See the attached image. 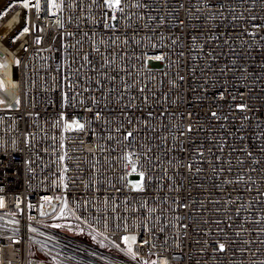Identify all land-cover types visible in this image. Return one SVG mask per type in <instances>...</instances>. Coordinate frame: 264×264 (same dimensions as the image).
<instances>
[{"label": "built area", "instance_id": "built-area-1", "mask_svg": "<svg viewBox=\"0 0 264 264\" xmlns=\"http://www.w3.org/2000/svg\"><path fill=\"white\" fill-rule=\"evenodd\" d=\"M35 2L0 1V264H264V0Z\"/></svg>", "mask_w": 264, "mask_h": 264}, {"label": "snow or ice", "instance_id": "snow-or-ice-1", "mask_svg": "<svg viewBox=\"0 0 264 264\" xmlns=\"http://www.w3.org/2000/svg\"><path fill=\"white\" fill-rule=\"evenodd\" d=\"M104 4L113 10V12L115 13V11H122V8H121V4H122V0H103ZM30 6V0H23V7L25 9H27L28 7ZM32 7H34L37 12H39L40 10V3H39V0H36V2L34 4L31 5ZM62 7V4H58L56 2V0H47V9L49 11H51V9L55 8V9H59ZM137 7H139V5L137 4ZM111 19L112 20H115L117 19L116 15L113 14L111 16ZM25 32L28 31V28H25L24 29ZM40 41L37 40V43H39ZM157 59H162V57H157ZM17 64H19V61H17ZM3 101H0V103H2ZM17 103H19V101H17ZM241 107H244V106H241ZM213 115H215V113H213ZM66 128L68 130H76V131H84L85 130V125L80 123L78 120H73L71 123H66ZM191 130V129H189ZM129 137H131L133 135L132 132H128L127 134ZM133 170H135L133 168ZM141 176H143V173L140 174ZM136 190L138 191H142L143 190V185L142 184H138V185H135L134 186ZM46 200H49L51 198L49 197H45ZM0 205H2V201H0ZM43 215V213H41ZM31 219V217H30ZM54 227H59V225H54ZM34 231V229H33ZM136 236H124L123 237V241L124 243L127 245V251L128 253L132 254L133 257H135V253L133 252V248H132V245L136 243ZM14 243H16V241H14ZM117 247H119V245H117ZM219 250L220 251H223L224 250V245L223 244H220L219 245Z\"/></svg>", "mask_w": 264, "mask_h": 264}, {"label": "bare ground", "instance_id": "bare-ground-1", "mask_svg": "<svg viewBox=\"0 0 264 264\" xmlns=\"http://www.w3.org/2000/svg\"><path fill=\"white\" fill-rule=\"evenodd\" d=\"M0 1H3V0H0ZM31 2V0H30ZM6 10V6H2L1 9H0V15H1V18H0V39L2 38V36L4 34H7V32L9 31L10 29V26H11V23H12V20L15 18V16L17 15L18 13V10H12L11 8L9 9V11H5ZM7 15L6 17H3V15ZM0 48H2V42L0 41ZM13 52L8 50V54L5 58L3 57H0L1 61L2 62H8V60H10L11 56H12ZM2 72H8L7 69L5 68H2L0 67V73ZM7 82H9L10 80H12L11 76L9 75L8 77V74L4 75L3 76Z\"/></svg>", "mask_w": 264, "mask_h": 264}, {"label": "rangeland", "instance_id": "rangeland-1", "mask_svg": "<svg viewBox=\"0 0 264 264\" xmlns=\"http://www.w3.org/2000/svg\"><path fill=\"white\" fill-rule=\"evenodd\" d=\"M128 182H129L130 185H132L134 187L135 185H138V184L142 183V178H140V177L139 178H129Z\"/></svg>", "mask_w": 264, "mask_h": 264}]
</instances>
